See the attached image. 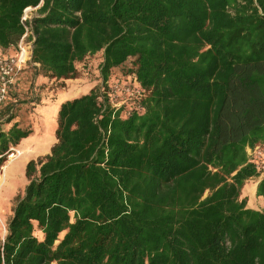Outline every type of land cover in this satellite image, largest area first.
Returning <instances> with one entry per match:
<instances>
[{
    "label": "trees",
    "instance_id": "trees-1",
    "mask_svg": "<svg viewBox=\"0 0 264 264\" xmlns=\"http://www.w3.org/2000/svg\"><path fill=\"white\" fill-rule=\"evenodd\" d=\"M38 4L28 67L63 86L101 52V83L60 103L27 161L0 264H264V206L239 198L264 145V0H0L4 51ZM128 78L143 96L113 105L108 82ZM17 89L0 169L32 131L2 127Z\"/></svg>",
    "mask_w": 264,
    "mask_h": 264
},
{
    "label": "rangeland",
    "instance_id": "rangeland-1",
    "mask_svg": "<svg viewBox=\"0 0 264 264\" xmlns=\"http://www.w3.org/2000/svg\"><path fill=\"white\" fill-rule=\"evenodd\" d=\"M100 61L101 52H97L77 62V77L67 79V81L63 82V86H60L61 81H55L41 74H36L32 66H27L21 72L17 81L18 84L16 85L18 88L16 92L17 102L11 108L14 118L10 123H3L2 127L6 129L11 123L16 122L22 127H29L32 131L18 146L10 148L7 158L0 169V176L3 166L9 163L11 153H15V149L17 153V150L24 147L27 148V146L30 147L36 141L45 142L46 147L39 154L26 159L24 166L21 168H16L13 171L11 169L12 166L9 167L11 170L7 172L3 180L4 184H0V242L6 233V222L12 214V207L17 198L23 194L24 187L27 184V178L24 174L27 161L44 156L56 141L54 131L57 122V108L54 105L57 97L55 93L57 90L68 86L77 87L78 93L85 92L92 86H99L101 83L99 72ZM123 69L121 67L116 68L112 73L121 75ZM0 109H3L2 105H0ZM8 116L9 113L0 115V121H4ZM48 147L49 149H47ZM260 149L262 151V159L264 160V145L260 146ZM260 177L247 179L240 190L239 198H245L248 207L259 209L264 206L262 199L255 195V186ZM51 264L55 263L52 262Z\"/></svg>",
    "mask_w": 264,
    "mask_h": 264
},
{
    "label": "built area",
    "instance_id": "built-area-1",
    "mask_svg": "<svg viewBox=\"0 0 264 264\" xmlns=\"http://www.w3.org/2000/svg\"><path fill=\"white\" fill-rule=\"evenodd\" d=\"M36 6H27L23 9L21 22L24 26V32L20 36L17 44L11 51H4L0 47V105L4 104L8 98L10 91H14L21 72L31 62L32 35L30 19ZM108 92L112 104L119 106L121 104L135 103L143 96V89L135 81V79L121 83L119 80H111L108 82ZM15 151V150H14ZM247 153L252 157L256 168L260 171V176L264 175V160L262 159V151L260 146L247 148Z\"/></svg>",
    "mask_w": 264,
    "mask_h": 264
},
{
    "label": "bare ground",
    "instance_id": "bare-ground-1",
    "mask_svg": "<svg viewBox=\"0 0 264 264\" xmlns=\"http://www.w3.org/2000/svg\"><path fill=\"white\" fill-rule=\"evenodd\" d=\"M45 147H46L45 142L36 141V143H34L30 147L27 146V148L24 147L23 149L17 150V153L15 149L16 155H14L15 153H11L12 155L11 156L9 155L11 157L9 163L3 166V171L0 176V184L3 183V180L6 177L7 172H9L11 169L15 171L16 168H21L22 166H24V162L26 161V159H28L31 156H35L39 154L40 151H42ZM9 167H11V169H9Z\"/></svg>",
    "mask_w": 264,
    "mask_h": 264
},
{
    "label": "crops",
    "instance_id": "crops-1",
    "mask_svg": "<svg viewBox=\"0 0 264 264\" xmlns=\"http://www.w3.org/2000/svg\"><path fill=\"white\" fill-rule=\"evenodd\" d=\"M37 10V9H36ZM36 10H34L33 11V14L34 13H36ZM9 50H11V49H9ZM44 78V77H43ZM65 81H67V79L66 80H64V82ZM69 85V84H68ZM74 85V84H73ZM91 88V87H90ZM77 90H78V88L77 87H66V88H61V89H59V90H57V92L55 93L56 95V102H55V107L57 108V110H58V107H59V105H60V103L62 102V101H64V100H66V99H70V98H73V97H75V96H77L79 93L77 92ZM37 140H39V139H37ZM20 144V143H19ZM18 144V145H19ZM47 149H49V147L47 148ZM263 202V201H262ZM264 204V203H263Z\"/></svg>",
    "mask_w": 264,
    "mask_h": 264
}]
</instances>
